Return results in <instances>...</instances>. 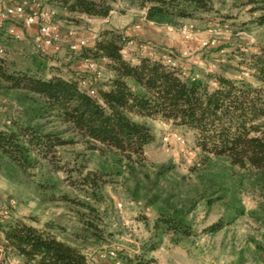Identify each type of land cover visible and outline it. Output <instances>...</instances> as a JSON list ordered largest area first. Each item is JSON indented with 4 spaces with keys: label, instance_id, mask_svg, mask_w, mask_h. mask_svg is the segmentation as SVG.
<instances>
[{
    "label": "trees",
    "instance_id": "trees-1",
    "mask_svg": "<svg viewBox=\"0 0 264 264\" xmlns=\"http://www.w3.org/2000/svg\"><path fill=\"white\" fill-rule=\"evenodd\" d=\"M114 1L48 3L58 10V18L73 21L76 15L105 18ZM124 1L144 9L145 20L156 25H176L212 11L214 4ZM238 2L247 7L251 23L264 27V0ZM2 40L8 44L12 39L0 34V45ZM132 41L114 28L98 31L81 52L108 71L94 86L82 87L80 77L48 69L41 58L33 68H19L6 54L0 56V100L10 101L13 108L0 126V173L23 182L49 164L69 174L76 171L86 197L97 201L101 186L119 179L131 200L154 210L149 238L141 244L144 254L158 249L165 238L180 244L194 235L190 216L199 203L206 209L222 207L218 220L203 229L207 233L246 213L264 226V46L247 56L249 80L211 72L190 75L149 55L125 59L121 51ZM155 120L191 133L198 154L187 173H178L169 162L148 165V148L157 143ZM76 143L89 155L81 166L66 168L59 149ZM91 162L94 167L88 169ZM35 186V191L54 188L41 182ZM244 191L256 198V207L248 212L240 200ZM62 199L72 203L79 230L71 232L53 220L36 226L12 219L0 226V264H8L10 252L21 264H87L85 250L104 239V213L88 200ZM255 246L259 264H264V243ZM136 258V264L153 262L142 254Z\"/></svg>",
    "mask_w": 264,
    "mask_h": 264
},
{
    "label": "rangeland",
    "instance_id": "rangeland-1",
    "mask_svg": "<svg viewBox=\"0 0 264 264\" xmlns=\"http://www.w3.org/2000/svg\"><path fill=\"white\" fill-rule=\"evenodd\" d=\"M12 1L24 2L28 13L36 11L41 14L51 7L48 0ZM239 4L238 0H214L212 11L178 20L176 25L148 22L144 18V9L126 4L124 0H115L113 9L105 18L76 15L73 21L63 20L58 18L56 9L57 13L51 21L57 28L59 41L39 43L35 39L37 30L35 33L26 32L20 21L9 18L4 21L3 27H16L22 31L23 38L9 40L8 44H3L5 41L2 40L1 46L16 67L33 68L43 59L48 69L58 70L65 76L76 75L86 86H94L103 82L108 71L101 66L98 68L99 75L98 70L90 71L81 52L91 44L93 35H97L99 30L114 28L124 31L133 40L125 47L128 59L149 55L160 58L165 64L179 66L190 75L202 77L205 72H211L251 80L245 62L249 53H258L264 46V27L251 23L247 7ZM70 30L75 31V39H85L86 46L71 50L68 43ZM216 49L222 51L217 53ZM231 54L235 57L230 59ZM12 109L10 101L4 103L0 100V126L11 115ZM152 124L157 143L148 148V165L169 162L175 165L178 173H187L198 154L191 133L174 127L169 121L155 120ZM59 152L63 158L61 165L66 168L81 166V160L89 155L79 143L66 145ZM92 167L94 164L91 162L88 169ZM32 177L19 182L0 173V226L21 218L36 226L53 220L71 232L79 230L80 223L72 203L62 199V195H67L88 200L104 213V239L85 252L94 249L111 264H130L128 258H131V264H136V256L141 254L143 258H153L149 264L260 263L255 243H264V226L247 213L219 231L207 233L203 229L218 220L222 207L214 205L206 209L203 203H199L190 216L194 235L180 244H173L165 238L158 249L144 254L141 244L149 238L154 210L131 200L119 179L102 185V199L97 201L86 197L76 171L69 174L63 168L56 169L49 164ZM37 182L54 188L46 190L40 186L35 191ZM240 200L245 212L256 207V198L250 192H240ZM108 250H114L116 257L107 255ZM6 260L8 264H21V259L11 252L6 254Z\"/></svg>",
    "mask_w": 264,
    "mask_h": 264
},
{
    "label": "built area",
    "instance_id": "built-area-1",
    "mask_svg": "<svg viewBox=\"0 0 264 264\" xmlns=\"http://www.w3.org/2000/svg\"><path fill=\"white\" fill-rule=\"evenodd\" d=\"M25 3H14L12 0H0V27L4 30V36L11 38L12 40H22L23 33L22 31L18 30L14 26L3 27L4 21L9 18H14L22 23L24 26H37V34H36V41L42 44H50L51 42H57L60 40V36L57 32V28L54 22L51 19L56 15V9L52 7H48L44 13L38 14L36 11L33 12H26L25 11ZM97 36V35H96ZM95 36V37H96ZM69 37V48L73 51H76L84 46H86L87 42L83 38L75 39V31L70 30L68 32ZM122 56L125 59H128L126 55L125 47L121 51ZM5 55V48L0 45V56ZM87 68L90 71H97V75H99V65L96 61L92 59H86ZM82 87L86 86L84 81L80 82ZM90 94L93 93L92 90H88ZM107 255L114 258L116 257L114 250H108Z\"/></svg>",
    "mask_w": 264,
    "mask_h": 264
},
{
    "label": "crops",
    "instance_id": "crops-1",
    "mask_svg": "<svg viewBox=\"0 0 264 264\" xmlns=\"http://www.w3.org/2000/svg\"><path fill=\"white\" fill-rule=\"evenodd\" d=\"M25 31L26 32H31V33H35L37 30V26L36 25H32V26H24ZM0 34L2 33V29L0 28ZM4 36V35H3ZM1 35V37H3ZM95 34L92 37V42L89 46L92 45L94 39H95ZM86 254V259H87V264H111L110 262H108L105 258H103V256L100 255V252H96L94 249H90L89 251L85 252ZM112 264H119L118 262L116 263H112Z\"/></svg>",
    "mask_w": 264,
    "mask_h": 264
}]
</instances>
